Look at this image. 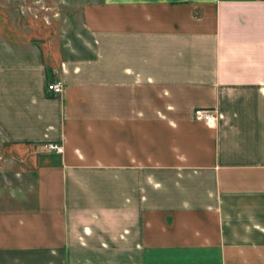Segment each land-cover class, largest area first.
Masks as SVG:
<instances>
[{
	"label": "crops",
	"instance_id": "0c3cea01",
	"mask_svg": "<svg viewBox=\"0 0 264 264\" xmlns=\"http://www.w3.org/2000/svg\"><path fill=\"white\" fill-rule=\"evenodd\" d=\"M83 10L89 54L15 49L0 83V128L42 147L0 264H264V0Z\"/></svg>",
	"mask_w": 264,
	"mask_h": 264
},
{
	"label": "rangeland",
	"instance_id": "374dc122",
	"mask_svg": "<svg viewBox=\"0 0 264 264\" xmlns=\"http://www.w3.org/2000/svg\"><path fill=\"white\" fill-rule=\"evenodd\" d=\"M95 1L100 0H0V83L15 77V49L59 40L71 53L89 54L88 49L84 52L88 33L82 24L83 7ZM40 150L39 144L24 147L10 141L0 128V246L11 234L25 232L23 191L31 178L26 174L33 170L32 153Z\"/></svg>",
	"mask_w": 264,
	"mask_h": 264
},
{
	"label": "built area",
	"instance_id": "2783aa9c",
	"mask_svg": "<svg viewBox=\"0 0 264 264\" xmlns=\"http://www.w3.org/2000/svg\"><path fill=\"white\" fill-rule=\"evenodd\" d=\"M49 89L53 90L55 93H60L64 89V83H62V80H51L48 82ZM195 116L197 119L203 120L204 122H207L209 125L217 126L219 118L221 116V112L216 107H196L195 109ZM47 146L53 150H56L57 152H61L63 149L62 143H58L55 141H51L47 143Z\"/></svg>",
	"mask_w": 264,
	"mask_h": 264
}]
</instances>
